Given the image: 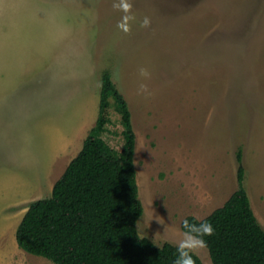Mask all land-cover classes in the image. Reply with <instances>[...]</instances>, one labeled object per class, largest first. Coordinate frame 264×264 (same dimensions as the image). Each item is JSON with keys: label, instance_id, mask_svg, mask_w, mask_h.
<instances>
[{"label": "rangeland", "instance_id": "1", "mask_svg": "<svg viewBox=\"0 0 264 264\" xmlns=\"http://www.w3.org/2000/svg\"><path fill=\"white\" fill-rule=\"evenodd\" d=\"M129 2L0 0V264H54L20 249L17 229L96 126L105 72L132 114L141 238L176 245L186 218L222 208L239 151L264 227V0ZM102 138L122 154L113 107ZM195 254L214 264L207 247Z\"/></svg>", "mask_w": 264, "mask_h": 264}, {"label": "trees", "instance_id": "2", "mask_svg": "<svg viewBox=\"0 0 264 264\" xmlns=\"http://www.w3.org/2000/svg\"><path fill=\"white\" fill-rule=\"evenodd\" d=\"M112 107L123 127L121 155L114 154L102 138ZM135 151L128 102L110 72H105L96 126L54 185L52 196L29 206L16 233L19 248L54 264H173L174 244L158 247L139 235L137 225L144 207L139 198ZM237 160L239 189L204 219L214 228V233L205 237L206 247L214 264H264V227L245 188L241 151ZM185 220L204 221L195 217ZM194 261L204 264L195 253Z\"/></svg>", "mask_w": 264, "mask_h": 264}, {"label": "clouds", "instance_id": "3", "mask_svg": "<svg viewBox=\"0 0 264 264\" xmlns=\"http://www.w3.org/2000/svg\"><path fill=\"white\" fill-rule=\"evenodd\" d=\"M125 13H129L132 8V4L129 0H120L118 5ZM134 16L125 15L122 18V22L117 25L123 31L128 32L130 29L129 21L134 20ZM150 19L144 17L141 27H148L150 25ZM141 76H147V71L143 68L140 69ZM142 91H147V86L144 84L140 85ZM214 233L213 225L207 220L201 221L200 223H191L188 220L183 222L182 239L174 246L175 256L173 264H195L194 253L199 249L207 246L206 236H211Z\"/></svg>", "mask_w": 264, "mask_h": 264}]
</instances>
